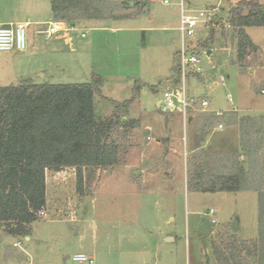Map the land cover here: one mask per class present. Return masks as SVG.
I'll return each mask as SVG.
<instances>
[{
    "label": "rangeland",
    "instance_id": "rangeland-1",
    "mask_svg": "<svg viewBox=\"0 0 264 264\" xmlns=\"http://www.w3.org/2000/svg\"><path fill=\"white\" fill-rule=\"evenodd\" d=\"M131 1V19L115 22L122 27L112 31L93 29L97 25L78 26L79 15L71 10L62 19L79 31L67 42L46 40L36 33L44 28L37 23L58 19L51 0H0V23H32L27 29L28 49L19 54L29 56L26 60L12 56L16 51L0 52V88L18 86L29 77L38 84H85L98 76L104 81L101 94L95 97L98 119L114 115L116 104L133 99L135 88H141L129 112L122 107L119 111L121 118L126 116L124 123L134 122L133 127H117L112 134L120 146L118 164L84 169L82 192L77 190L75 168L47 172L46 215L33 224L30 243L4 234L1 226L6 232L5 226L0 225V264H20L24 249L36 264H58L59 252L71 260L77 254H94L96 235L102 255L96 264H155L158 254L151 239L145 240V227L153 233H176L177 264H217L212 247L228 255L231 234L239 242L256 241L258 255L251 264H264V27L247 28L258 50L249 51L242 66L238 29L228 20L232 7L242 0L223 1L220 27L196 31L200 74H191L186 87L191 95L205 97L214 113L191 111L194 120L185 126L177 114L159 106L168 87L183 84L177 55L181 35L174 30L180 26L179 2ZM217 3L186 0V7L193 11L199 5L211 8ZM106 7L113 16L121 15L117 8ZM219 123L225 125L222 132L215 130ZM153 124L156 130L146 129ZM230 176L241 179L242 191L191 188L195 177L203 187L213 182L220 188L221 179ZM211 209L216 211L217 224L207 215ZM83 221L95 223L86 229ZM121 221L122 225L117 224ZM235 221L237 233L232 232ZM81 239L85 243L80 244ZM103 242L107 245L102 246ZM145 249L153 254L147 255Z\"/></svg>",
    "mask_w": 264,
    "mask_h": 264
},
{
    "label": "trees",
    "instance_id": "trees-1",
    "mask_svg": "<svg viewBox=\"0 0 264 264\" xmlns=\"http://www.w3.org/2000/svg\"><path fill=\"white\" fill-rule=\"evenodd\" d=\"M106 6L114 7L98 0L52 2L58 19L64 20L75 9L79 22L117 18ZM228 20L238 29V61L242 66L248 52L258 50L246 28L264 27V5L254 0L239 1L230 10ZM28 81L32 80L0 88V224L7 234L19 238L31 235L33 224L40 221L38 213L47 207V172L75 168L77 190L82 192L84 169L118 164L120 146L112 139L114 128L129 130L134 124L124 123L126 116L121 118L119 111L122 107L128 113L141 89L137 86L133 99L116 104L114 115L98 119L95 97L104 85L101 77L94 76L91 83L85 84ZM193 180L191 188L197 191L243 190L238 176L221 179L220 188L213 182L201 186L199 177ZM230 237L233 245L226 247L228 255L220 247H212L218 264H251L250 260L258 255V243L239 242L232 234Z\"/></svg>",
    "mask_w": 264,
    "mask_h": 264
},
{
    "label": "built area",
    "instance_id": "built-area-1",
    "mask_svg": "<svg viewBox=\"0 0 264 264\" xmlns=\"http://www.w3.org/2000/svg\"><path fill=\"white\" fill-rule=\"evenodd\" d=\"M223 1L218 0L215 7L191 11L186 7L185 0H178L181 11L179 26L181 46L177 55L180 59L179 67L181 69L183 84L181 88L177 89L168 87L163 92V100L159 103V106L164 112L180 115L185 126L192 118L190 117L191 111L195 113H214L209 110L210 103L205 97H196L188 92L186 80L191 74H200V69L197 68L200 59L197 54L199 43L195 42L196 31L203 29L214 30V28L220 27L221 14L224 13ZM170 3V0H165V4L169 5ZM38 25L44 26V28L39 27L36 33L44 36L46 40H65L68 42L73 33L79 31L77 26L60 19H53L48 23ZM31 26L32 23L30 22L18 25L0 23V52L26 51L28 49L27 29ZM81 36L82 38L86 37L85 33ZM215 114L222 116V113ZM224 129L225 125L223 123H219L216 127V131L218 132H222ZM38 215L44 216L46 215V211L42 210ZM207 215L211 218L213 224H217L216 211L214 209H211ZM71 263L95 264V260L91 256L77 254L71 260Z\"/></svg>",
    "mask_w": 264,
    "mask_h": 264
},
{
    "label": "crops",
    "instance_id": "crops-1",
    "mask_svg": "<svg viewBox=\"0 0 264 264\" xmlns=\"http://www.w3.org/2000/svg\"><path fill=\"white\" fill-rule=\"evenodd\" d=\"M98 1H102V0H98ZM171 1V0H170ZM178 1V0H177ZM186 1V0H185ZM52 2H53V0H51V7H52ZM107 2H109L110 4H112V6H114L115 8H117V11L118 12H120V16L119 17H117V18H110V19H105V20H100V21H82V22H80L79 24H78V26H83V25H97V26H100V27H94L93 29H101V30H118V29H121L120 27H122V26H118V27H116L115 25L116 24H114L115 22H119V23H121V24H123V22H126L127 20H129V19H131V17H132V12H131V10H129L130 8H129V3L130 2H132L131 0H108ZM257 2H259L260 3V0H257ZM164 4H165V0H164ZM145 5H146V3H145ZM166 5H168V4H166ZM169 5H171V4H169ZM263 5V4H262ZM204 7L203 5H199V6H197V7ZM129 11V12H128ZM53 12V11H52ZM121 12H123V13H121ZM127 12V13H126ZM131 15V16H130ZM27 22H30V21H25V22H23V23H20V24H24V23H27ZM31 23V22H30ZM110 23V24H109ZM39 23H37V25H38ZM77 26V27H78ZM102 27V28H101ZM116 27V28H115ZM174 30H178L179 31V29H178V27H175L174 28ZM246 30H247V28H246ZM180 32V31H179ZM248 34V33H247ZM86 35V34H85ZM252 40V39H251ZM253 41V40H252ZM256 45V44H255ZM257 46V45H256ZM17 53H15V54H13L12 56H18V58L19 59H21V58H23V61L24 60H26V58H25V56L26 55H24V56H22L21 57V55H19L20 53H22V54H24V52H19V51H16ZM6 53H11V52H6ZM34 55H36V54H33V55H30L31 57L32 56H34ZM26 57H29V56H26ZM12 60H14V59H12ZM30 63V59H29V61H28V63L27 64H29ZM27 80H32V81H34V79L33 78H31V77H29V79H27ZM24 81H26V80H24ZM34 83L35 84H38V83H36L35 81H34ZM171 114H176V113H171ZM198 114H201V113H198ZM178 115V114H177ZM179 117V120L181 121L182 119H181V116L180 115H178ZM194 117H192L191 119H190V121H189V123L188 124H190V123H192V121L194 120L193 119ZM183 123V122H182ZM217 127V126H216ZM216 127H215V130H216ZM159 128V130H160V134H162V137L163 138H166V136H164L163 134H164V130H163V128L162 127H158ZM146 129L147 130H156L157 129V126H155V124H153V125H150V126H148V127H146ZM173 139V138H172ZM173 140H175V139H173ZM157 141H159L160 143L162 142V139H157ZM192 152H194V151H192ZM48 188V187H47ZM48 189H47V199H48ZM88 197V196H87ZM48 202L49 201H47V205H48ZM53 220H54V222H59V220L60 219H56V218H53ZM53 222V221H52ZM93 223H95V222H91V221H89L88 223L86 222V221H83V225H84V227L86 228V229H89L92 225H93ZM122 221L120 222V223H117V224H120V225H122ZM52 224H55V223H52ZM1 225V224H0ZM2 227V231L4 232V234H7L5 231H4V228H3V226H1ZM113 227H115V226H113ZM94 228H95V232H97L98 230H99V223H96V225L94 226ZM162 227H160L159 226V229H161ZM239 230V229H238ZM67 232H68V230H67ZM176 233H163V232H160V233H153L152 232V229L151 228H149V227H145V240L146 239H151L149 242H153V243H151V246L152 245H155V247H156V249H155V253H157L158 254V259L155 261V264H177V260L179 259V251H178V247H174L175 245H176V243H177V237H176V235H175ZM56 239L58 238V237H55ZM24 239V242H32V236L30 235V236H28V237H25V238H23ZM94 239L96 240V242H95V244H94V254H90V255H88V256H91V257H93L94 259H95V264H96V262H97V260H98V258L100 257V256H102L101 255V252L99 251V247H98V235H96L95 237H94ZM36 241H39V242H42V240H40V239H36ZM79 243L80 244H83V243H85L84 241H82V239L79 241ZM18 246H21V245H23V242L21 243V242H18ZM111 244H112V242H111ZM15 245V247H16V245H17V243H15L14 244ZM106 246L107 245V242H103V244H102V246ZM147 249H145V252H146V254L148 253L147 251H146ZM212 252H213V249H212ZM23 254L24 255H22V262H20V264H25V263H28L29 262V264H36V261L33 259V257L31 258V255H30V251L28 252V251H26V249H24L23 250ZM81 254H84V253H81ZM153 254V251H149V253L147 254V255H152ZM86 255V254H85ZM29 259V260H28ZM57 260H58V264H63V262L62 261H64V263H66V264H71V258H69V255L67 254V253H65V252H59V254L57 255ZM40 264H43V262H41ZM217 264H218V262H217Z\"/></svg>",
    "mask_w": 264,
    "mask_h": 264
},
{
    "label": "water",
    "instance_id": "water-1",
    "mask_svg": "<svg viewBox=\"0 0 264 264\" xmlns=\"http://www.w3.org/2000/svg\"><path fill=\"white\" fill-rule=\"evenodd\" d=\"M197 10H201L204 9L205 7H195ZM208 55H211V51L208 52ZM232 232L233 233H237L238 232V223L237 221L234 222L233 228H232ZM72 264V263H71Z\"/></svg>",
    "mask_w": 264,
    "mask_h": 264
}]
</instances>
